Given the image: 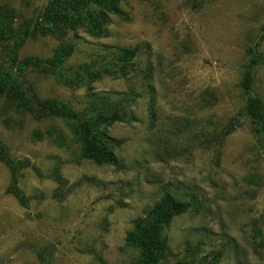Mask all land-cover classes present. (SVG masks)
<instances>
[{
	"label": "rangeland",
	"instance_id": "obj_1",
	"mask_svg": "<svg viewBox=\"0 0 264 264\" xmlns=\"http://www.w3.org/2000/svg\"><path fill=\"white\" fill-rule=\"evenodd\" d=\"M49 1L0 0V14L12 12L15 28L34 21ZM120 8L127 17H109L105 38L82 31L37 37L19 52L50 60L72 46L68 70L138 48L125 79L76 88L50 75L27 77L39 100L75 111L93 95L132 97L133 121L106 129L123 143L116 152L123 170L116 171L80 159L60 120L16 113L0 99V144L8 155L29 160L43 176L58 166L72 187L55 200L52 181L22 170L18 188L29 198L22 206L0 162V264H134L138 254L125 245L126 234L165 193L199 204L164 231L171 263L264 264V146L242 113L240 87L248 49L264 39V0H122ZM260 51L264 60V40ZM253 76L264 104V62Z\"/></svg>",
	"mask_w": 264,
	"mask_h": 264
},
{
	"label": "trees",
	"instance_id": "obj_2",
	"mask_svg": "<svg viewBox=\"0 0 264 264\" xmlns=\"http://www.w3.org/2000/svg\"><path fill=\"white\" fill-rule=\"evenodd\" d=\"M122 0H50L34 21L12 26V12L0 14V99L6 100L16 113H26L35 117H49L60 120L68 134L80 148V159L96 166L112 167L122 171L123 167L116 157L122 141L108 136L106 129L113 124H130L128 106L134 98L124 96L111 100L107 96L93 95L87 107L75 111L56 100L41 101L29 85L30 73L52 76L56 82L69 87H89L90 84L105 77L125 79L134 72L138 58V48H125L107 52L101 61L92 66L81 65L65 69L68 59L73 55V47L59 48L52 59L35 57L20 58L19 52L28 39L37 37L66 36L69 32L82 31L93 38H105L109 17L126 18L121 10ZM260 42L248 49V60L244 66L240 87L245 96L243 115L254 126L253 132L264 146V104L253 93L255 70L264 62ZM147 78L148 74H144ZM230 130L224 132L228 135ZM0 162L9 170L11 184L9 193L22 206H27L29 198L18 188L20 172L31 170L39 180L49 179L56 188L52 194L55 200H63L71 191L58 166L48 176L29 160H14L0 144ZM82 181L93 182L83 178ZM195 199L179 201L165 193L142 219L133 222L132 230L126 234L125 245L134 249L138 256L134 264H189L185 261L171 263L164 231L171 222L192 210H198ZM216 258H218L216 256Z\"/></svg>",
	"mask_w": 264,
	"mask_h": 264
}]
</instances>
